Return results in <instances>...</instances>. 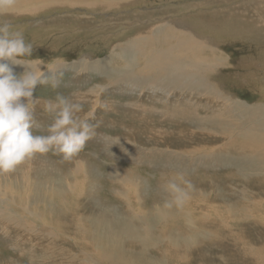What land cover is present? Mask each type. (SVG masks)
<instances>
[{
	"label": "bare ground",
	"instance_id": "obj_1",
	"mask_svg": "<svg viewBox=\"0 0 264 264\" xmlns=\"http://www.w3.org/2000/svg\"><path fill=\"white\" fill-rule=\"evenodd\" d=\"M235 1V5L229 6L233 0H204L180 11L174 9L173 13L200 9L194 18L200 19L203 25L208 24L207 27L215 28L216 32H220L223 22L233 17L240 21L237 25L243 31L241 33L264 39V0H240L242 3L238 4ZM148 3L149 0H16L15 9L1 20L14 22L19 18L34 19L31 22L34 28L43 31L44 25L54 24L52 27L56 25L59 30L54 31L55 33L66 35L71 28L67 29V24H64L66 21L81 24L89 20L87 14L99 18L109 13L106 19L109 26L101 29V33L114 34L116 29H120V35L130 29L137 32L125 43L120 42L121 39L112 43L109 54L102 60H93L87 55L79 57L73 63L57 58L47 61L40 56L27 59H38L32 67L35 68L38 64L42 72L51 70L53 76L62 72L76 76L79 72L86 81L87 77H96L97 74L107 78L116 74L124 75L119 79L123 82L118 81L117 84L121 97L126 100V110L134 115L133 121L140 118L145 122L137 124L135 121L131 124L113 121L114 123L108 122L103 129L95 122L96 136L86 144L90 147L94 144H106L111 151L108 155L111 159L118 156L117 159L126 160L128 165L142 164L154 173L159 172L160 174H156L171 179H191L194 185L207 186L210 190L217 184H223L227 188L226 192L239 200H227L224 191L219 189L210 194L209 199L215 201V204H211L209 199V203L204 202L207 203V215H202L201 212L193 221L188 216H183L186 223L206 227L203 230L199 227L197 232L198 235L200 232L205 234L204 237L201 236L202 242L198 235L195 239L189 237L188 240L185 234L178 232L183 221L170 215L168 210L163 209L157 214L149 212L144 219L134 218L131 207L143 204L149 190L145 187L133 197L125 189H115L117 199L110 205L101 201L105 198L95 195L106 188L104 182L99 187L105 177L115 180L114 182H130L135 185L142 179L138 172L113 168L109 175H105L98 171L102 165H98L99 168L90 165L93 173L101 174L87 176L76 166L72 169L76 174L81 173L82 180L69 179L67 183H62L61 178L53 174L54 169L47 167L42 161L38 162L35 156L30 159V164L22 163L12 170H20L17 172L21 173L20 179H17L19 173L15 175L14 172L12 186L18 193L17 202L8 194L11 192L10 186L6 192L3 191V185L10 183L8 172L0 173V215H5L0 216V239L6 247L9 245L17 253L18 250L26 253V264H163L162 260L152 259L146 254L150 249L157 257L172 264H264V101L261 99L258 105L249 107L248 102L232 100L222 90L228 82L239 87H242L241 83L249 86L252 82L264 90V67L259 69L260 62L254 63L249 58L251 67L245 71L241 69V72H234L236 60L232 58V53L225 55L218 43L204 37L206 32L204 36H200L201 33L197 35L193 26H189L184 18L176 20L166 15L168 12L172 13L171 8L157 9L150 4L147 6ZM215 5L218 6L213 10ZM114 12L118 17L111 16ZM54 13L58 15L47 19V23L40 20ZM120 22L130 25L131 28L114 26ZM80 24V28H76L78 32H81ZM198 29L204 31L203 27ZM43 34L47 40L52 36L48 37L45 31ZM231 36L229 34L227 37ZM262 41L259 44H264ZM255 42L258 44V41ZM129 46H134V49ZM131 50L133 52L128 53ZM261 52L264 54V48H261ZM124 59L128 61L130 71L128 68L124 70L122 64L118 63ZM241 60L239 65L241 63L243 67L244 62ZM10 67L18 76L26 70L24 66ZM223 70L230 73H223ZM81 84L83 85L82 81ZM99 92L96 88V95ZM133 95L145 97L146 101L138 104ZM208 98L211 103H208ZM116 104L114 102L112 107L115 108ZM210 104L215 105L211 107ZM199 108L208 109L209 114H213L200 115L202 113ZM240 114L248 117V121H242ZM219 116H225L228 121L220 120ZM43 118L46 119L44 115ZM244 123L249 124L246 131L240 129V125ZM125 125L132 136H112L110 142L107 130H121ZM37 130L40 131L41 127ZM125 141L138 145L141 149L132 148L128 154L120 153L113 146ZM117 147L123 152L121 146ZM183 156L199 160L193 162L192 169L188 171L181 163L185 160ZM206 157L209 158L208 161L205 160ZM243 158H248L249 164H242ZM199 164L202 166L201 170L200 167L196 169ZM198 173L202 177L194 178ZM212 176H216L217 183L212 180ZM203 177L209 181L203 184L198 182L197 179ZM250 179L254 181L250 183ZM44 190L50 191L53 194L51 196L62 193L67 201L62 198L55 205L54 199L48 200L42 195ZM21 202L31 212H20L24 209L19 208ZM35 203L46 205L50 216L49 225H44L42 221L38 223L37 214L35 216L32 210ZM8 206L11 207L10 210L3 213ZM150 217L156 219L151 221ZM158 226L157 233L153 235V229ZM191 230L192 228H188L187 232ZM25 231L30 238L23 236L22 232ZM37 233L45 240L39 239ZM181 236H185V241ZM15 261L16 258H6L1 259L0 264H15Z\"/></svg>",
	"mask_w": 264,
	"mask_h": 264
},
{
	"label": "rangeland",
	"instance_id": "obj_2",
	"mask_svg": "<svg viewBox=\"0 0 264 264\" xmlns=\"http://www.w3.org/2000/svg\"><path fill=\"white\" fill-rule=\"evenodd\" d=\"M186 1L187 0H149V3L147 4V6L153 5L157 9L164 8V10H166V8H171L172 13L169 14V12H168V14H166V15H168L172 19H176V20H180V19L184 18L185 19L184 21L187 22L189 26H191V25L193 26L194 31L196 32L197 35H198V33H201L199 35L201 36L203 34V36H204V33L206 32L205 33L206 36H204V37H206V38L209 37V39L218 43V47L222 50V52L225 55H229L232 53V55H231L232 58L236 60L235 61L236 67L234 66L235 69H233L234 72L238 73L241 69H242L241 71H243V70L245 71L246 68L248 69L249 67H251L250 66L251 62H250L249 58L252 59L253 62L255 61L254 63L260 62V64H259L260 67L258 66L259 69L262 66L264 67V54L261 52V48L262 49L264 48V44H259V42L264 40L263 37H257V36L255 37L252 34L245 35V34L241 33L243 31H240V29H239L240 27L238 26L239 25L238 23L240 21L233 19V17H231L232 20L229 18V20L227 22L226 21L223 22L222 26H220V28H221L220 32H216L215 28L207 27L208 24L203 25V24H201L200 19L194 18L196 16V14H198V12H200L199 11L200 9L199 10L198 9L183 10L182 12H179L178 14H175V12L173 13L174 9H175L174 11H180L182 8H186L187 6H189L191 4L192 5L196 4L197 2H200V1L203 2L204 0H188L189 2L188 1L186 2ZM243 1L244 0H242V2ZM242 2L240 0H237V4L242 3ZM230 4H229V6L235 5L236 1L233 0V2H231ZM217 6L218 5H215L213 7L214 8L213 10H215L217 8ZM209 9H211V8H209ZM190 10H191V12H190ZM193 10H195V11H193ZM132 12H134V11L132 10ZM149 12H151V10ZM57 15L54 13L53 15L47 16L45 18H40V20L42 22L47 23L48 22L47 19L53 18L54 16L56 17ZM87 16H89V20H85L84 23H81V24L79 22H75V21H71V20L66 21L64 24H67L66 25L67 29H68V27H71V28H69L70 32H67L68 34H66V35H59L58 33H55L54 31L58 32L59 30H58V27L56 25H55L56 27L55 26L52 27L54 24H52V26H47V24L45 23L46 25H44L43 31H41L38 28H34L33 25H31V22L34 21V19H31V20L30 19H23L22 20L19 18V19H15L14 22H11V21L10 22L13 25L14 29L22 30L25 41L30 42L34 46L33 50H32V54L30 56L31 58L40 56L41 58H43L47 61L57 58L61 61H67L68 63H73L76 60H78L79 57H82L84 55L92 57L93 60H95L97 58L102 60L109 54V49H110L109 47L111 46L112 43L116 42V40L118 41L119 39H121L120 42L125 43L126 41H128L129 38H133L134 34L137 33V32L134 33L130 29L131 28L130 25H128V24L125 25L124 23H123L124 24L123 25L121 22L114 24V26L115 25H119V26L122 25L123 29H125V28L130 29L129 31H127V33L125 31L126 34L124 33L123 35H120L122 33L120 31V29H116L114 31V34L104 33V32L101 33L102 32L101 29L103 30L107 26H109V25H107V22H106V19L108 18L109 13L107 16L105 14L104 15L105 17L103 16V17H99V18L94 17V15H89V14H87ZM111 16L113 18L118 17L116 12H114V14H112ZM2 18L3 17H0V22H5V21L8 22L9 21L7 19L1 20ZM202 18L205 20H208L206 17H202ZM194 19H196V20H194ZM35 20H37V19H35ZM195 22H197V24H195ZM14 23H19V24H14ZM74 24H76V26ZM78 24H80L82 27L81 32L80 31L78 32L76 29V28H78V29L80 28V26ZM101 25H103V26H101ZM141 26H144V24L143 25L141 24ZM197 26L199 28L203 27L204 31L200 30L201 31L200 32ZM224 26H225V28H224ZM208 28H210V29L208 30ZM229 29H231V30H229ZM234 30L236 31V33ZM38 31H39V33H36ZM44 31L46 32V35L48 34V37L50 35H52L51 37L48 38L49 40H47L45 34H43ZM237 31H238V33H237ZM220 33L222 35H220ZM229 34L232 36L227 37ZM39 35H41V37H39ZM105 35H107V36L109 35V36L105 37ZM214 35H215V37H214ZM35 38H37L38 40ZM59 38H61V39H59ZM255 41H258V44H256ZM262 42H264V41H262ZM129 47L134 49V46H129ZM42 48H44V49H42ZM43 52H44V54H43ZM131 52H133V50H131L128 53H131ZM240 60L245 63V64L243 63V65H244L243 67H241V63L239 65ZM127 62L128 61L126 59H124V60L119 61L118 63H121L122 68L124 70H127V68H128ZM109 64L110 63L108 62L107 65H109ZM128 71H130V68H128ZM226 72H228V74L230 73V71L223 70V73H226ZM97 75L102 77V78H97L98 76H96V77L90 76V77L86 78V81H84L83 76L80 75L79 72H77L76 76L68 74L67 72H62L59 75L54 76L55 79L58 81V86L55 88H53L51 86V84H42V85L37 84V86L35 87L34 92H33V98L38 99V103L36 104V107H35V117H36V120L39 122L41 130L38 131L36 129L33 131V134H46L44 129L47 127L46 124L48 122H52V114L44 112L43 105L46 101H54L58 94L63 95L65 97H69L70 99H72L75 102H80L82 104V111H81V113H79V115L84 116L88 113L91 114L89 116V122L92 123L93 125H95V122L100 124L102 129L105 128V126L107 125L108 122H113V121L119 122V123L129 122L131 124L134 123L135 121L137 124L144 123L145 121L143 122V120H140V118L133 121L135 119V117H133L134 115L131 113L130 110H128V109L126 110V107H125L126 100L121 97L120 88L117 84V82L120 81L119 80L120 77H123L124 75L116 74L111 78L101 76L100 74H97ZM81 81H82L83 85L81 84ZM120 82H123V81H120ZM85 84H87V85L84 86ZM95 85H103L104 91L102 93L99 92V94L96 95V93H95L96 88H94ZM241 86L242 87H239V86L233 85V83H231V82H228L225 84V86H224V88H222V90L226 93L225 95L228 96L232 100L236 99L237 101L248 102L249 107H254V106L258 105L260 103L261 99H262V101H264V90L261 89L260 85H254V83L251 82V84H249V86H247L246 83H241ZM90 91H92V92L88 93ZM261 91H263V92H261ZM83 94H84V97H83ZM133 99L138 104L146 101L145 97H139V96H134V95H133ZM114 102L117 103L115 108L112 107ZM208 103H211L209 98H208ZM178 105H180V104H178ZM214 105L215 104H210L211 107H213ZM204 108H206V107L204 106ZM204 108L203 109L199 108V110H200L199 112L202 113L200 115L213 114V113L209 114V110L208 109L206 110ZM43 115L46 117V119L43 118ZM219 117H220L219 119L224 121V122L228 121V119L225 116H219ZM240 119L244 122L248 121V117L244 116L243 114H240ZM97 120L98 121L101 120V121L97 122ZM240 126L242 127L240 129H242L243 131H246L249 127V124L244 123V124H241ZM124 129H126V130H124ZM121 130H119V129H117V131L107 130L108 132H106V134H108V136H110L108 138L109 141L111 142L112 140H110V139H113L114 137H122V134L130 135L129 132L131 133V131L128 130V127H126V125ZM112 136H113V138H112ZM130 136H132V134ZM238 136L239 135H237V137ZM121 143H115L116 145L115 144L113 145L120 153H128L129 154L130 153L129 151H131L132 148L137 149V150L141 149L140 146L131 145L130 143H127V141H125L124 143L123 142H121ZM138 143L142 145L141 142H138ZM194 145H198V144H194ZM199 145H201V144H199ZM117 146H121L120 149L123 152H121ZM125 146H126L127 150H126ZM104 148H106V149H104ZM108 148L109 147L106 144H104V146L103 145L100 146L99 144H94L91 147L88 144H86L84 149L76 157H74L71 161H65L62 159V157L60 155L54 154L53 152H49L48 154H45V155H39L38 154V155H36V157H37L36 160L38 162L42 161L47 167H52L54 169L53 174H56V176L61 178L60 182H62V183H67L66 181L69 179H75V180H79V181L82 180V178L80 177L81 173L76 174L75 171L72 169L73 167L76 168V166L80 170L85 172V174L87 176L92 175V174H96L95 176H97V174H101V173H93L92 168L89 167L90 165H92L94 168H99L98 165H102L103 167L101 169H98V171L102 172L105 175H109L110 172L113 170V168H116V169H119L122 171L138 172V174L141 175L142 179L140 180V182H138L135 185L130 183V182L129 183L128 182H124V183L114 182L115 180L113 181V180H111V178L105 177L104 179L101 180L102 183L99 184V187L104 182L106 188L104 190L98 191L97 192L98 195L95 194L97 197L100 196V198H105V200L101 199V201H103L105 203L108 202L110 205V204H113V200L117 199L116 191H114L115 189H120V190L125 189L127 194L132 195V197L136 193L142 191V187L149 189L145 198H144L143 204L141 206H138V207H136L135 205H134V207H131L132 215H134L135 219L136 218L144 219L147 217L149 212H153L154 214H157L161 210L165 209V210H168V213L170 215L178 217L181 221L184 220L183 216H188L190 218V220L193 221L196 216L201 215V212H202V215L203 214L207 215L208 210H206V208H207V203H209V201H208L209 196H210V194L212 195L214 192H217L218 189L220 191H224L225 197L227 200L233 198V196H230L229 192H226L227 188L225 186L223 187V184H220V185L217 184V186L215 185V187H213L211 190L207 186L200 187V186H196L193 184L195 186V190L191 194V199L189 201H187L182 208H177L175 206H173L172 208H164L163 207L164 202L166 200H169L171 197L169 196L168 193L163 191L161 186L166 181L170 180L171 178H168V176H161V175H159L160 174L159 172L155 171L156 173H159V174H156V173H154L153 170H149L146 166H142V164L137 165L134 163H130L128 165L129 162H127L124 159H122V160L117 159L118 156H116L115 157L116 159L113 160V159H111L110 156H108L111 154L110 153L111 151ZM174 150H176V148ZM104 151H105V153H104ZM166 154L171 155L169 153H166ZM182 158H184L185 160H182L181 163L184 164V167L188 171L190 169H192L191 165H193V162H196L197 160H199V158H195V157L191 158V157H187V156H183ZM208 159L209 158L206 157L205 160L208 161ZM243 159H244V161L241 162L242 164H249L247 162L248 158H243ZM123 162L125 164H123ZM24 163L30 164L31 163L30 159L26 160ZM251 163H253V162H251ZM120 165H121V167H120ZM181 167H183L182 164H181ZM201 167L202 166L199 164L196 166V169L199 168L201 170ZM136 169H137V171H136ZM71 170H73V171H71ZM17 171H20V170H16V172L15 171L8 172L7 176L10 178V181H9L10 183H9V185H7V184L3 185V191L4 192H6V190L10 186L11 192H9L8 194L10 196H12L16 202L18 201V198H16L18 193L14 190V188L12 186H14V176L17 173H19V176H16V178L20 179L21 173L17 172ZM70 171H71V173H70ZM215 171H216V169H215ZM14 172H15V175H14ZM229 173H230V171L228 170L227 171L228 175L227 174L226 175L229 176ZM200 175L201 174L198 173V175H195L194 178H198ZM181 176H183V175H181ZM0 177H1V175H0ZM39 177L41 178V176H39ZM200 177H202V176H200ZM42 178L44 179L43 176H42ZM105 179H106V181H105ZM175 179H177L178 181H182V178L177 177ZM189 180L192 182L191 179H189ZM197 180H198V182H202V184H203V182L209 181V179H205L204 177H203V179H197ZM212 180L215 183L218 182L216 176H212ZM252 181H254V179L253 180L250 179V183ZM45 182H47V181H45ZM226 182H228V181H226ZM118 183H120L121 185H119ZM110 187H112V188H110ZM228 188L231 189L230 187H228ZM213 189H215V190H213ZM43 192L44 193L42 195L45 196L46 199H48V200L54 199L55 205L62 198H66L65 200L67 201V197L64 196L62 193H60L58 196H55V194H54V196H51L53 194H50V191L44 190ZM100 192H102L103 194ZM105 192L106 193L108 192V193L106 194ZM235 192H237V191H235ZM0 194H1V192H0ZM84 194H85V192L83 189L82 195L84 196ZM210 198H211V196H210ZM233 199L237 201L238 198L234 197ZM204 202H207V203H204ZM210 202H212L211 204H215L214 203L215 201H213V200H210ZM191 204H192V206H191ZM10 208L11 207L8 206L6 211H4L3 213L9 211ZM19 208L20 209L24 208L20 212H24L26 210L28 212H31L29 209H27L26 207L23 206L22 202H21V206ZM32 210L35 213V216L37 214V220H38L39 224L42 221L44 223V225H49L50 216L48 214V209H47L45 204L35 203L32 206ZM189 210L191 211V213H187ZM122 212H124V211H121V213ZM0 216L5 217V215L4 216L0 215ZM155 219H156V217H152L151 221H153ZM160 226H162V225H160ZM160 226L153 229V231H152L153 235H155L157 233V230L159 229ZM203 226H199V227L201 229L206 228ZM6 227H8V226H6ZM199 227L198 226L196 227V224L194 226L193 224H189V223H186L183 221L182 227L180 229H178V232L185 234L186 238L188 240H189V237L195 239L196 236L198 235L197 232L200 230ZM188 228H192V230L190 232H187ZM185 229H186V233H184ZM206 230H208V229H206ZM22 234L26 239L30 238L26 231L22 232ZM204 235L205 234L203 232H200V234L198 236L201 239L202 238L201 236L204 237ZM37 237L39 239L45 240L38 233H37ZM181 238L184 239V241H185V236H181ZM23 242L24 241H22V243ZM164 242L167 243V241H164ZM201 242H202V239H201ZM125 247H128V245L127 246L125 245ZM150 250L146 251V254L150 255V257L152 259H160V260H162L163 264H172V262H170V261H165L163 258L157 257V255L154 253V251H150ZM0 252L2 253V255H0V260L1 259L4 260L6 258H16L17 261L14 262L15 264H26V263H28L26 253H23L20 250H18V253H17L13 249L9 248V245H8V247H6L4 242L1 239H0Z\"/></svg>",
	"mask_w": 264,
	"mask_h": 264
},
{
	"label": "clouds",
	"instance_id": "obj_3",
	"mask_svg": "<svg viewBox=\"0 0 264 264\" xmlns=\"http://www.w3.org/2000/svg\"><path fill=\"white\" fill-rule=\"evenodd\" d=\"M16 0H0V17L10 15ZM33 45L26 42L23 31L14 29L9 22H0V173H7L36 155L49 152L71 161L96 136V126L89 116H81L82 104L69 97L57 95L54 101H46L43 110L52 114V122L44 129L46 134H33L39 129L35 117L38 99L33 98L37 84L58 86L51 74L40 70L38 59H26L32 54ZM10 65L24 66L17 76ZM102 93L103 85H95ZM171 197L164 208H182L191 199L195 186L189 179H170L162 186ZM159 207V206H158Z\"/></svg>",
	"mask_w": 264,
	"mask_h": 264
}]
</instances>
